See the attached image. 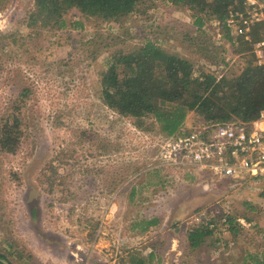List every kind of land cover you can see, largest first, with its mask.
<instances>
[{
    "label": "rangeland",
    "instance_id": "rangeland-1",
    "mask_svg": "<svg viewBox=\"0 0 264 264\" xmlns=\"http://www.w3.org/2000/svg\"><path fill=\"white\" fill-rule=\"evenodd\" d=\"M33 10L34 0H0V130L22 122L18 150L0 151V252L15 264H130L135 254L148 264H264V180L161 167L159 125L140 129L101 100L109 57L147 39L193 64L194 76H237L246 54L214 21L199 29L184 9L153 2L124 23L72 11L67 20L83 30L30 28ZM153 11L165 20L150 24ZM203 122L191 112L183 130ZM201 224L215 237L192 248L188 233Z\"/></svg>",
    "mask_w": 264,
    "mask_h": 264
},
{
    "label": "trees",
    "instance_id": "trees-1",
    "mask_svg": "<svg viewBox=\"0 0 264 264\" xmlns=\"http://www.w3.org/2000/svg\"><path fill=\"white\" fill-rule=\"evenodd\" d=\"M153 7L166 10L184 9L189 19L201 29L206 21L223 30V39L234 48L233 52L246 54V64L237 76L226 74H202L194 76V66L182 58L169 54L155 40L147 39L135 50L113 52L108 59V68L101 73V100L105 106L122 117L131 118L135 126L142 129L152 121L158 124L164 138L182 134L189 113L197 112L204 117L203 124L214 126L240 122L251 124L264 110V64L257 65L253 52L254 44L260 40L263 25L251 32V41L239 40L228 26L230 11L246 12L245 0H152ZM151 0H34V10L29 14L28 27L37 30L62 31L70 28L83 30L84 22L67 20L72 11L84 19L114 23L123 22L138 13ZM264 4V0H259ZM161 7V8H160ZM142 8V9H141ZM163 11V10H162ZM154 13V14H153ZM150 14V24L161 17L160 12ZM37 32V31H36ZM153 37L159 35L152 30ZM20 119L7 123L0 130V151L14 154L18 150L21 133ZM60 159H66L65 150ZM59 157V156H58ZM141 232L157 228L159 220H144ZM230 232L236 233L235 218H229ZM225 225V224H224ZM215 228V226H214ZM192 248L215 237L209 225H199L190 231ZM152 261L154 254H149ZM15 264L0 252L2 261ZM130 264H148L139 254L129 258Z\"/></svg>",
    "mask_w": 264,
    "mask_h": 264
},
{
    "label": "built area",
    "instance_id": "built-area-1",
    "mask_svg": "<svg viewBox=\"0 0 264 264\" xmlns=\"http://www.w3.org/2000/svg\"><path fill=\"white\" fill-rule=\"evenodd\" d=\"M244 6L245 13L230 11L227 24L233 27L238 40L244 41H251L252 30L263 25L260 40L253 49L256 64L263 65L264 4L245 0ZM160 150V166L169 170L203 172L236 185L247 180H264V110L251 124H201L187 132L183 130L179 136L165 138Z\"/></svg>",
    "mask_w": 264,
    "mask_h": 264
},
{
    "label": "water",
    "instance_id": "water-1",
    "mask_svg": "<svg viewBox=\"0 0 264 264\" xmlns=\"http://www.w3.org/2000/svg\"><path fill=\"white\" fill-rule=\"evenodd\" d=\"M2 262H3L4 264H10V263H9L8 261H6V260H5V261H2Z\"/></svg>",
    "mask_w": 264,
    "mask_h": 264
},
{
    "label": "crops",
    "instance_id": "crops-1",
    "mask_svg": "<svg viewBox=\"0 0 264 264\" xmlns=\"http://www.w3.org/2000/svg\"><path fill=\"white\" fill-rule=\"evenodd\" d=\"M188 234H189V233H188ZM186 241H188V240H187V237H186Z\"/></svg>",
    "mask_w": 264,
    "mask_h": 264
}]
</instances>
